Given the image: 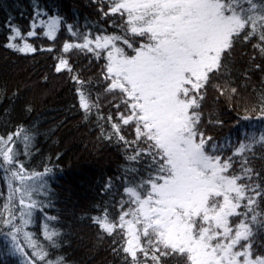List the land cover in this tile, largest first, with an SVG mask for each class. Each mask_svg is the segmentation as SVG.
<instances>
[{
  "label": "snow or ice",
  "instance_id": "obj_1",
  "mask_svg": "<svg viewBox=\"0 0 264 264\" xmlns=\"http://www.w3.org/2000/svg\"><path fill=\"white\" fill-rule=\"evenodd\" d=\"M91 7L97 19L83 28L38 8L26 31L9 16L0 48L50 59L43 82L63 78L97 140L123 153L87 216L93 247L108 253V264H264V0ZM38 28L47 47L35 42ZM19 96V87H0V98ZM21 110L34 108L25 102ZM226 115L234 137L221 135ZM37 134L5 109L0 257L74 264L58 217L48 213L59 165L39 153Z\"/></svg>",
  "mask_w": 264,
  "mask_h": 264
},
{
  "label": "trees",
  "instance_id": "obj_2",
  "mask_svg": "<svg viewBox=\"0 0 264 264\" xmlns=\"http://www.w3.org/2000/svg\"><path fill=\"white\" fill-rule=\"evenodd\" d=\"M37 8L50 16H60L67 23H78L81 28L86 21L91 26L97 19L91 0H0V26L11 16L26 31ZM37 31L40 39L35 42L47 47L51 42L39 28ZM58 36L61 42L68 38L63 28ZM50 64L51 60L43 55L30 60L0 48V87L7 84L10 91L20 89L15 102L0 98V118L9 109L11 120L25 127L35 125L36 148L43 157L52 156L53 163L59 165L51 180L54 196L48 213L58 217L56 226L65 233L64 254L74 264H108L111 260L108 253L93 247L95 230L87 216L95 214L92 205L99 202L102 185L109 177L119 174L124 164L123 153L117 146L97 140L93 126L86 124L78 109L72 107L73 93L63 78L43 82L41 74ZM25 102L33 105L32 113L22 112ZM223 118L228 123L221 135L234 137L237 133L232 129L230 115ZM56 154H60L59 161L55 159ZM40 222L38 219L37 225ZM0 264H11V258L0 257Z\"/></svg>",
  "mask_w": 264,
  "mask_h": 264
}]
</instances>
